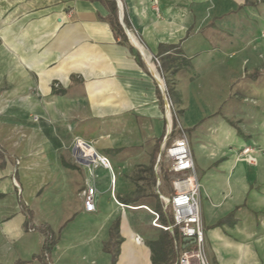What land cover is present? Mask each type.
<instances>
[{
	"label": "crops",
	"instance_id": "0c3cea01",
	"mask_svg": "<svg viewBox=\"0 0 264 264\" xmlns=\"http://www.w3.org/2000/svg\"><path fill=\"white\" fill-rule=\"evenodd\" d=\"M199 4L120 0L148 54L162 61L158 45L174 44L176 49L161 55L189 60L190 72L175 88L184 96L181 120L195 102L201 109L210 105L182 124L200 184L208 263L264 264V133L254 123L236 125L241 136L235 124L216 117L228 90L221 66L228 61L196 57L202 47L188 39L202 26ZM206 4L205 13L212 16L231 6L217 0ZM107 15L106 7L92 0H0V83H6L1 95L11 97L2 107V123L17 129L16 146L8 134L0 140L6 152L0 167V264H112L104 244L116 220L121 240L115 264H152L147 242L134 240L137 232L126 215L128 209L148 207L142 202L147 195L137 204L126 200L137 187L134 170L155 167L171 132L154 67L137 43L129 41L130 50L116 40ZM259 74L245 76L255 80ZM73 137L110 160L111 170H96L97 184L66 147ZM233 144L250 151L238 157ZM48 181L51 186L42 190ZM86 183L97 185L91 212L84 211L82 196L72 203L74 188ZM20 202L31 210L33 223L47 224L55 237L48 260L38 257L44 236L26 230ZM44 204L63 209L54 222L37 218L36 208Z\"/></svg>",
	"mask_w": 264,
	"mask_h": 264
},
{
	"label": "rangeland",
	"instance_id": "374dc122",
	"mask_svg": "<svg viewBox=\"0 0 264 264\" xmlns=\"http://www.w3.org/2000/svg\"><path fill=\"white\" fill-rule=\"evenodd\" d=\"M198 1L200 2L199 7L203 11L201 17L202 26L198 29L194 28L190 33L192 36L188 39L189 41L195 42V44L199 42L202 47L195 55L199 59L212 57L218 61H228V64L221 65L226 68L225 76L227 77L226 82L228 84V90L223 98L220 112L216 117L224 123L231 122L242 129L245 124L254 123L257 126L256 131L261 135L264 133V0H249V4H245V0H217L218 2H230L231 6L229 8L227 7L225 10H220V13L216 16L205 13L210 7L209 4H206L207 0ZM209 2L210 1H208V3ZM128 30L144 51L145 58L149 61L148 63H150L151 67H154V73H156V76L159 78L158 82L165 88V91L166 89L168 90V93L166 91L168 105L166 106L165 102L163 110L165 117L168 119L171 132L167 140H173V138L178 136L182 124L186 122L187 119L196 120L201 114H204L203 109L208 106L210 107V105L202 106L201 109V107L198 108L201 102H195L198 106L187 110L185 121L181 120L182 108H184V96L176 91L175 88L178 78L186 76L187 71L190 72V66L173 72L178 62L176 59L178 57L175 56V58L173 56L174 60L170 58V60L165 61L166 64L164 67L162 61H156L153 55L145 51L144 45L140 39V34L136 31L137 35H134L130 29ZM254 70L260 71L259 76L255 80H251L245 76L246 73ZM187 77L190 79L193 78V76ZM5 88L6 83H0V140L8 134L12 144L16 146L17 129L15 125L9 124L7 127V125L2 123V115H4V113L2 114V107L6 105L9 98L11 99V97H3L1 95V92ZM213 97H209L208 102H210ZM216 110L217 107L214 111ZM207 130L209 134H211L209 129ZM233 136L235 137L234 133ZM77 138L79 137H73L71 143L66 147H70V152L80 165L86 166L85 163L83 164L79 161L78 155L75 152ZM235 139L238 141L237 138ZM230 148H233V152L238 157L243 154L242 150L244 147H241L240 144L230 145ZM18 162L19 161H17V163ZM99 167L102 166L90 165V167H87L93 175L95 184L98 182L96 170ZM167 167L168 161L165 158H161L157 171L158 177L160 178L159 188L165 194L171 191L170 178L172 174L167 171ZM133 175L134 178H138L136 181L137 185L147 194L145 200H137L136 204L142 201L148 207L139 210L128 209L126 215L130 219L133 228L137 234L142 237L144 242L158 239L163 229L154 225L153 220L155 216L152 214L151 210L156 212L159 207L160 210L166 214H170V211L168 208L163 210L162 202L156 196L157 175L155 174V167H152V171L137 167ZM13 183H15L14 180ZM50 183L51 181H48L42 190L49 188V186H51ZM82 190L83 188L80 187L74 188L72 192V203L76 202V200L78 202V200L81 199ZM98 191L97 189V193ZM61 210L63 209L50 208L44 204V206L36 208V216L38 219L47 218L54 222ZM157 212L160 213V211ZM156 223L161 222L158 219ZM55 224L59 225V222ZM19 233L27 235V233L22 231Z\"/></svg>",
	"mask_w": 264,
	"mask_h": 264
},
{
	"label": "built area",
	"instance_id": "2783aa9c",
	"mask_svg": "<svg viewBox=\"0 0 264 264\" xmlns=\"http://www.w3.org/2000/svg\"><path fill=\"white\" fill-rule=\"evenodd\" d=\"M140 53L144 56L141 49ZM154 58L158 61L156 57ZM156 78L159 80L157 76ZM159 88L163 93L167 106L168 98L165 88L160 83ZM168 133H170V126L168 127ZM89 147L90 151L78 152L79 160H84L87 167H90V165H100L111 170V163L108 157L97 153L91 145ZM249 151V147H244L242 153L248 154ZM247 157L249 160H253L252 156ZM161 158H165L168 161L167 171L172 174L170 178L171 191L168 194L163 193L159 188L160 180L158 179L156 194L162 202L163 210L169 209L172 221L167 225L156 223L159 219V214L151 210L155 216L153 223L155 226L168 230L172 234L174 229L177 230L178 238H174L173 240L177 257L173 264H209L205 254V235L199 196L200 184L194 175L192 152L188 136L183 128H180L177 138L169 143L165 138L161 143L160 153L156 158V172H158V165ZM95 195L96 187L91 183H86L82 190L84 211H94ZM127 207L132 208L134 206L128 205ZM134 240L137 243L143 242L139 234L134 236Z\"/></svg>",
	"mask_w": 264,
	"mask_h": 264
},
{
	"label": "trees",
	"instance_id": "16d2710c",
	"mask_svg": "<svg viewBox=\"0 0 264 264\" xmlns=\"http://www.w3.org/2000/svg\"><path fill=\"white\" fill-rule=\"evenodd\" d=\"M92 1H99L102 5L106 7V9L108 10V15L105 17V19L109 23L114 37L116 38V40H118L119 43L127 44L130 50H132L133 47L130 45V42H129L130 40L124 31V27L119 21L118 7H117L116 0H92ZM244 3L249 4L250 1L245 0ZM122 20H123V23L125 24V27L130 29V31H132L134 35H137L136 32L130 26V23L125 13L123 14ZM133 40L136 41L134 38ZM171 49H176V45L167 44V43H160L158 45L157 54L158 56L160 55L159 57L162 60V65H164V67H165V61L170 60V57L168 56V54L166 55H161V54ZM137 56L139 57L138 59H140L139 54H137ZM176 59L178 60V62L175 65V70L173 72H176L179 69L190 66L189 60L185 59L183 56L181 57L179 56ZM250 77L255 78V75H250ZM234 126L237 130V133L242 136V132L239 129V127H237L236 125ZM5 159H6V152L0 145V167L3 166ZM154 160L155 158L153 159V163H154ZM147 170L152 171V165L150 167H147ZM132 178L134 179V181H137L138 179L136 177L135 178L132 177ZM146 195L147 194H145L144 190L141 189L139 185H137L136 189L129 195L126 201L134 202ZM156 196L158 197V195ZM20 208L25 214L26 230H36L43 234L44 240L41 246L40 255L38 257L44 260H48L49 249L55 243V237L52 231L50 230L49 226L45 223L35 225L32 221L31 210L23 202H20ZM157 211H160V213H158ZM156 212L159 214V221L161 222V224L167 225L171 223L172 221L171 214L169 213L166 214L165 212L161 211L159 207L157 208ZM174 238H178L177 230L174 229L173 234H172L170 231L163 229L158 239L147 241V245L149 246L151 250L152 264H173L175 262L177 254L173 246ZM120 240L121 238L119 236V224H118V221L116 220L110 227V238L108 242L104 244V250L110 253L112 264H115L116 262V259L119 253ZM15 264H23V263L17 262ZM46 264H49V263L46 262Z\"/></svg>",
	"mask_w": 264,
	"mask_h": 264
},
{
	"label": "bare ground",
	"instance_id": "6f19581e",
	"mask_svg": "<svg viewBox=\"0 0 264 264\" xmlns=\"http://www.w3.org/2000/svg\"><path fill=\"white\" fill-rule=\"evenodd\" d=\"M134 42L137 43L136 41H134ZM89 146H88V143H86L85 141L77 138L75 152L78 154V152H80V151H83V152L90 151V147ZM74 160L77 162L76 159H74ZM79 161H81L83 164L85 163L84 160L83 161L82 160H79ZM85 167H87V166H85Z\"/></svg>",
	"mask_w": 264,
	"mask_h": 264
},
{
	"label": "water",
	"instance_id": "95a60500",
	"mask_svg": "<svg viewBox=\"0 0 264 264\" xmlns=\"http://www.w3.org/2000/svg\"><path fill=\"white\" fill-rule=\"evenodd\" d=\"M116 3H117V7H118V17H119V21L122 24V26L124 27V31L127 34L130 42L135 43L134 40H133V37L130 35L128 29L125 27V24L123 23V20H122L123 14H122V8H121V5H120V0H116Z\"/></svg>",
	"mask_w": 264,
	"mask_h": 264
}]
</instances>
